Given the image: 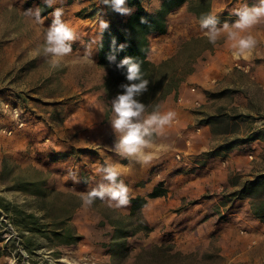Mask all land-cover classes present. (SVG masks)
Wrapping results in <instances>:
<instances>
[{"label":"rangeland","instance_id":"obj_1","mask_svg":"<svg viewBox=\"0 0 264 264\" xmlns=\"http://www.w3.org/2000/svg\"><path fill=\"white\" fill-rule=\"evenodd\" d=\"M147 1L145 0V5L148 7L150 3ZM257 2L258 0H212L211 14L218 16L219 21L222 19L221 25L225 21L231 24L237 18L232 14L234 8L241 3L251 6ZM6 3H12V7L0 2V17L4 19V15L9 14L8 17L13 19V30L10 34L0 21V64L3 67L4 52L8 53L11 47H20L24 52L28 50L25 68L13 73L17 74L14 81H19L21 73L26 76L22 85L16 89H24L17 95L25 93L28 104L20 105L18 101L5 96L11 88L7 79L12 77L10 74L4 77L0 67L1 128L13 127L15 108L21 111L26 122L24 127L10 136L0 131V139L4 141L23 131L22 141L19 138L10 141L14 148L20 150L22 144L30 143L28 137L37 136L38 139V136H42L39 139L46 144L41 147L44 152H49L56 148V143L52 144L53 138L69 143V136H79L68 133L66 136L64 131L68 127L62 128L65 118L54 117V120L53 114H49L53 113L55 107L60 109L59 115L63 113L69 103L70 96L66 95L76 92L69 82L75 81L76 88L83 93L88 88V92L108 98H114L122 89L112 67L94 64L90 74L85 75L79 69H52V64L47 62L40 65L36 58L39 59L40 54L37 55L38 52L34 51L41 52L45 29L43 24L37 23L26 11L40 8L43 16L53 12L54 8L63 7L64 12L70 14L74 21L93 18L97 14L123 21L129 15L112 11L102 4V0H55L52 7H47L44 0L39 2V5L42 3L41 7L37 0H7ZM125 6L128 7L127 0ZM194 9H201L202 13H206L207 2L199 5L186 3L168 17L169 38L165 43L170 48L174 47L176 52L168 58L171 63L163 69L161 75L166 82L172 83L170 94L178 93L184 82H187L185 88H188L191 95L196 97L197 93L202 92L196 73L198 62L205 67L209 61H214L213 64L217 67L232 62L234 69L245 73L242 80L248 79V75L253 74L254 68L258 66L261 70L256 75L264 74V20L242 33L254 36L257 44L246 59H236L232 55V42L227 40L226 33L221 34L215 45L208 42L200 29L199 18ZM19 15L29 16L27 25L20 21ZM157 51V48L154 49V53ZM56 79L59 80L58 84L54 83ZM192 88L196 92H192ZM52 96L54 99H48ZM228 102L230 101L226 100L224 103ZM4 103L11 109H6ZM37 107H40L45 117L43 123L42 119L35 122V125L41 123L39 127L33 128L31 119L34 118ZM198 128L200 127L196 126L197 132ZM242 133L244 135L245 131ZM31 144L38 145L36 140ZM28 153L31 155V150ZM175 158L178 161L184 160L182 153L176 154ZM29 160L32 158L19 160L0 153V210L10 218L15 231L11 233L9 230H0V264H10V261L11 264H64L65 258L74 264H264V229H250L247 224L238 222L235 229L225 226L221 228V232L217 230L209 234L211 241L192 247V237L172 236L165 230L164 215L157 211L162 209V204L152 202L141 213H132L130 204L114 208L98 199L88 207L83 205L80 195L88 191V183L79 189H60L55 179L51 181L53 173L50 170H44L42 166L30 163ZM124 162L127 164L130 161L125 159ZM147 170L148 164L142 163L135 169L143 176L147 175ZM139 185L144 193L142 188L146 186V181L142 180ZM243 191L240 196L247 197L248 191ZM226 198L231 200L233 195L222 196L218 201ZM219 219L222 223L230 222L227 214L221 213Z\"/></svg>","mask_w":264,"mask_h":264},{"label":"crops","instance_id":"obj_2","mask_svg":"<svg viewBox=\"0 0 264 264\" xmlns=\"http://www.w3.org/2000/svg\"><path fill=\"white\" fill-rule=\"evenodd\" d=\"M0 2L12 7V3H6L7 0ZM39 2L42 0H37L38 6L41 7L42 3L39 5ZM147 2L150 3L148 7L145 0L143 4L150 12L156 13L161 8L162 0ZM61 9L62 19L77 34V40L73 43V53L67 57L57 58L59 63L54 65L52 57L44 52L45 45H42L41 52L34 51L38 52L37 55L40 54L39 59L36 57L37 61L40 65L45 62L52 64V69L63 68L72 71L79 69L84 71L85 75L87 73L89 75L94 64L100 66L98 55L102 31L97 20L100 18L109 23L110 18L97 14L93 18L74 21L70 14L64 12L65 8ZM51 13L41 16L44 29L52 23ZM8 15L5 14L4 19L0 17V21L12 34L13 19ZM28 18V15H19L20 21L25 22V25L29 22ZM168 34L150 37L149 60L155 64L162 63L176 52L174 47L170 48L165 43L169 38ZM89 47L93 63L78 60L77 57L83 56L85 49ZM156 48L158 51L154 53ZM8 50V53L4 52L3 67L0 64L3 76L10 74L12 77L7 79L11 88L5 96L12 101H18L20 105H27L25 93L17 95L24 89H16L22 85L26 76L21 73V77L18 76L19 81H14L17 74L13 73L19 69L23 71L25 68L28 50L24 52L20 47H11ZM213 62L209 61L206 67L199 62L196 64L197 79L202 86L200 88L202 92L197 93L196 97L188 92V88H185L187 82H184L178 93L168 95L160 103L158 111L161 113L174 111L176 116L160 134H154L155 147L151 150L154 156L148 163L147 175L143 176L135 171L140 163L121 157L112 150V145L117 139L111 128L113 98L93 94L87 91L88 88H85L83 93L76 88L73 80L69 84L76 92L66 95L70 97L63 113L59 115L60 109L55 107L53 113L49 114L50 116L53 114V119L65 118L62 128L68 127V130L64 131L66 136L67 133L79 136H69L67 139L69 143L62 142L61 139L57 141L50 136L53 138L52 144L56 143V148L49 152H44L41 147L46 144L39 139L42 136H38V139L37 136H32L28 137L30 143L22 144L18 150L10 141L15 138L22 141L24 132L19 131L4 141L0 139V153L19 160L32 158L29 160L30 163L42 166L44 170H50L54 174L51 181L55 179L60 189H79L88 183L87 188L90 191L98 184L106 183L102 179V174L97 171L99 166L120 165L119 179L130 189V211L133 213L131 200L138 197L146 199L147 203L136 212H143L152 202L162 204V209L157 211L164 215L165 230L172 236L192 237L194 239L190 242L192 247L211 241L209 234L217 230L221 232V228L225 226L235 229L238 222L247 224L250 229H264V222L262 223L253 212L250 197L240 196L248 182H253L264 175V95H260L264 94V74L256 75L257 71L261 70L258 66L254 68L253 74L248 75V79L242 80L241 78L246 76L245 73L234 69L232 62L228 65L222 64L220 67L215 66ZM58 82V79L54 81L57 84ZM48 99H54V96ZM226 100L230 102L224 103ZM195 101H199L200 105L195 106ZM35 112L34 118L31 119L33 128L39 127L41 123L35 125V122L42 119L43 123L45 117L40 107H37ZM196 126L200 127L198 132ZM35 140L38 145L34 146L31 142ZM161 145L166 147L162 149L159 147ZM29 149L31 155H28ZM178 153L184 156L183 161L175 158ZM125 159H129L130 162L126 164ZM142 180L146 181V186L142 188L144 193L139 185ZM156 189L163 193L151 197ZM222 191L226 193L223 194ZM228 195H233V198L218 201L220 197ZM221 213L227 214L230 222H220Z\"/></svg>","mask_w":264,"mask_h":264},{"label":"clouds","instance_id":"obj_3","mask_svg":"<svg viewBox=\"0 0 264 264\" xmlns=\"http://www.w3.org/2000/svg\"><path fill=\"white\" fill-rule=\"evenodd\" d=\"M47 7H52L55 0H44ZM126 0H102V4L110 7L112 11L121 15H131L132 9L125 6ZM26 14L32 16L37 23L43 24L41 9H29ZM237 19L231 24L227 21L220 24L218 16L207 13L199 18V26L208 42L215 45L222 33H226L227 40L231 41L232 55L236 59L247 58L249 53L256 47L257 41L252 35H242L254 25L264 20V0L249 6L241 3L233 9ZM52 23L44 30V52L52 57L53 64L73 53V43L77 40V34L63 19V10L55 8L51 13ZM97 23L100 31L107 29L108 23L98 18ZM78 60L93 63L92 52L85 49L83 56ZM114 61V57L109 58ZM117 69H126L125 79L127 83L120 85L122 91L111 100L113 118L111 128L117 139L112 145V150L124 158H130L138 163L148 164L152 161L154 153L151 151L154 145V134H160L163 129L175 119L174 111L161 113L158 110L147 112V107L139 99L148 91L149 81L144 79L141 64L132 58H124L116 65ZM147 113V114H146ZM160 148L166 146L161 145ZM120 165L105 164L97 168L102 174L103 181L90 191L81 193L82 203L91 207L98 199L106 202L109 207L121 208L129 204V187L121 176ZM11 264V261H10ZM64 264H74L65 258Z\"/></svg>","mask_w":264,"mask_h":264},{"label":"trees","instance_id":"obj_4","mask_svg":"<svg viewBox=\"0 0 264 264\" xmlns=\"http://www.w3.org/2000/svg\"><path fill=\"white\" fill-rule=\"evenodd\" d=\"M143 1L127 0L129 8L132 9V14L123 21L110 19L109 26L102 31L98 62L102 67L113 68L118 82L121 83L120 85L127 83L125 79L126 69H117L116 65L124 58H132L139 62L144 79L149 81L148 91L139 99L148 106L147 111L149 112L157 110L160 103L172 92V83L166 82L165 77L161 75L163 69L171 63V59L161 64H155L149 60L150 37L167 34L169 30L168 16L184 4L199 5L204 1L207 2L206 13H202L201 9L193 10L200 18L202 14L211 13L212 0H162L161 8L156 13L150 12L144 6ZM220 22H222L221 18ZM110 57H114V61H110ZM169 86L170 88H168ZM245 190L248 191L246 196L253 200L255 216L264 222V175L251 182ZM162 193L156 189L151 197L160 196ZM131 202L133 213L140 211L147 203L146 199L140 197L132 199Z\"/></svg>","mask_w":264,"mask_h":264},{"label":"built area","instance_id":"obj_5","mask_svg":"<svg viewBox=\"0 0 264 264\" xmlns=\"http://www.w3.org/2000/svg\"><path fill=\"white\" fill-rule=\"evenodd\" d=\"M192 92H196V89L192 88ZM3 105L6 109L8 108L11 109L8 104L4 103ZM199 105H200V102L195 101V106H199ZM13 116H14V125L11 129L9 127L1 128V125H0V131L9 136L12 135L16 130L21 129L22 127H24V125H26V122L22 118V113L21 111H19V109L17 108L14 109ZM0 230H9L11 233L15 232L14 227L12 223L10 222V218H8V216L2 210H0ZM9 239L10 238H8V240Z\"/></svg>","mask_w":264,"mask_h":264}]
</instances>
